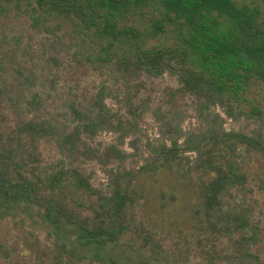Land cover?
<instances>
[{
  "label": "trees",
  "instance_id": "obj_1",
  "mask_svg": "<svg viewBox=\"0 0 264 264\" xmlns=\"http://www.w3.org/2000/svg\"><path fill=\"white\" fill-rule=\"evenodd\" d=\"M9 12L27 15L37 34H51V22L62 19L86 35H96L99 48L86 52L87 62L100 73L107 70L125 87L141 76L174 77L180 85L176 92L196 98L208 125L183 133V142L175 137L153 145L144 165L116 176L109 192L89 188L97 201L91 212L84 213L62 192L74 169L71 162L81 156L102 161L124 158L114 145L101 153L86 142L100 132L123 133L125 128L122 117L106 103V88L99 87L88 100L64 101L54 114H43L38 91L20 84L14 92L0 76V96L11 103L18 118L11 130L0 132V206L41 209L50 224L71 226L79 239L102 248L129 228L133 180L159 171L176 177L198 173L203 221L225 244L221 252L206 251V264H261L260 227L245 196L246 180L233 170L232 160L251 155L264 160V136L260 129L227 130L212 111L219 108L234 120L245 116L264 122L261 108L242 109L249 84L264 85V8L258 0H0V16ZM26 37L31 47L35 36ZM49 38L58 40L53 34ZM10 39L20 44L23 36L12 34ZM24 78L30 83L29 75ZM129 112L137 117V106ZM165 122L177 134L176 125ZM41 141L53 143L63 157L51 175H42L32 164ZM0 253L10 255L2 245ZM74 260L69 246L55 241L46 264Z\"/></svg>",
  "mask_w": 264,
  "mask_h": 264
},
{
  "label": "rangeland",
  "instance_id": "obj_2",
  "mask_svg": "<svg viewBox=\"0 0 264 264\" xmlns=\"http://www.w3.org/2000/svg\"><path fill=\"white\" fill-rule=\"evenodd\" d=\"M258 2L264 8V0ZM50 25L51 34L58 37L55 42L46 40L51 34L35 33L23 13L9 12L0 16V67L5 68L0 69V76L9 81L7 85L14 92L20 89V84L38 91L44 103L45 110L40 111L43 114H54L64 101L88 100L99 87L106 88L109 94L106 103L122 117L125 128L123 133L100 132L86 142L101 153L114 145L124 158L102 161L78 157L71 162L74 169L62 189L74 208L89 213L97 201V195L89 188L96 193L109 192L116 176L132 174L144 165L153 145L175 137L183 142V133L198 132L208 123L194 96L176 92L180 85L174 77L168 74L141 76L125 87L107 70L100 73L87 62L86 52L98 51L100 39L96 35H86L62 19ZM27 33L35 36L30 44L32 48L27 45ZM12 34L23 36L20 44L11 41ZM27 75L30 83L24 82ZM246 96L244 111L257 106L264 112L262 83L252 81ZM132 106H137L135 118L129 112ZM212 111L219 114L221 120L217 122L227 130L260 129L264 136L262 120L245 116L234 120L219 108ZM165 119L176 125L177 134L167 127ZM17 120L11 103L0 96V132L11 130ZM62 158L53 143L41 141L32 164L42 175H51L59 170ZM232 165L246 180L245 196L252 202L254 221L260 227L258 250L264 264V160L251 155L233 158ZM199 178L198 173L176 177L159 171L133 180L129 186L134 199L127 211L129 228L118 240L102 248L79 239L71 226L58 228L50 224L41 209L24 204L0 206V245L10 253H0V264H46L55 241L69 246L74 264H206V251L221 252L225 244L211 235L203 221Z\"/></svg>",
  "mask_w": 264,
  "mask_h": 264
}]
</instances>
